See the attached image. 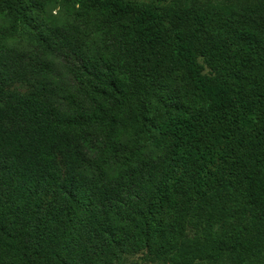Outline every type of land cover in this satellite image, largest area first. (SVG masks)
I'll return each mask as SVG.
<instances>
[{"label":"trees","instance_id":"obj_1","mask_svg":"<svg viewBox=\"0 0 264 264\" xmlns=\"http://www.w3.org/2000/svg\"><path fill=\"white\" fill-rule=\"evenodd\" d=\"M134 255L264 264V0H0V264Z\"/></svg>","mask_w":264,"mask_h":264},{"label":"rangeland","instance_id":"obj_2","mask_svg":"<svg viewBox=\"0 0 264 264\" xmlns=\"http://www.w3.org/2000/svg\"><path fill=\"white\" fill-rule=\"evenodd\" d=\"M130 8L132 9H141L143 8L144 4H148L149 0H123ZM10 89L21 92V93H26L27 92V87L22 86L18 83H14L10 86ZM118 264H152L149 262H146L145 260L142 259L140 255H134V256H127L125 259H123L120 263Z\"/></svg>","mask_w":264,"mask_h":264}]
</instances>
